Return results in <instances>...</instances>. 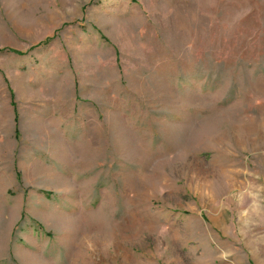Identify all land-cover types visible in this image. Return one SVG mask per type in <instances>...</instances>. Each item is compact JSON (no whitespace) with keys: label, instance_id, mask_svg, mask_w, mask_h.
<instances>
[{"label":"rangeland","instance_id":"1","mask_svg":"<svg viewBox=\"0 0 264 264\" xmlns=\"http://www.w3.org/2000/svg\"><path fill=\"white\" fill-rule=\"evenodd\" d=\"M0 264H264V0H0Z\"/></svg>","mask_w":264,"mask_h":264}]
</instances>
